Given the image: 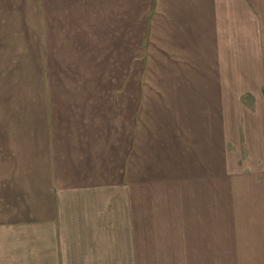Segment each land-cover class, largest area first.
<instances>
[{"label": "rangeland", "instance_id": "obj_1", "mask_svg": "<svg viewBox=\"0 0 264 264\" xmlns=\"http://www.w3.org/2000/svg\"><path fill=\"white\" fill-rule=\"evenodd\" d=\"M183 25L159 0L0 4V264H264V176L211 148Z\"/></svg>", "mask_w": 264, "mask_h": 264}, {"label": "crops", "instance_id": "obj_2", "mask_svg": "<svg viewBox=\"0 0 264 264\" xmlns=\"http://www.w3.org/2000/svg\"><path fill=\"white\" fill-rule=\"evenodd\" d=\"M159 2L160 9L165 10L174 22L184 24L181 36L190 39L191 46L194 50L197 49V53L185 52L184 49L183 58L189 55L192 62L199 60L202 63L198 68L206 70V80H198L197 86H205L207 97H213L212 102L217 105L205 123L208 128L207 136H212V139H215L214 143L219 146L213 144L214 147L211 148L216 151L217 147L224 155L227 152H232L233 155L238 153L237 158L241 162L239 167L243 165L248 173L255 177V183H261V175L264 176V78L257 77L256 74H250L248 77L243 71L259 73L264 71L260 45L264 38V0H159ZM0 4L6 5L7 0H0ZM177 32L180 33L179 30ZM30 43L33 47L32 42ZM5 45H8V42ZM257 53L260 63H254L251 57L254 55L256 60ZM7 55L13 56L12 51ZM21 61L28 63L29 59L23 56ZM217 119L220 122H217L216 127ZM33 131L32 128L23 131L31 145H34L35 139ZM41 131L46 139L38 140L36 143L38 150L41 146L45 149L49 142L47 127ZM216 133L221 140L216 139ZM36 158L39 162L38 165L35 164V168H38L39 185L32 191L35 193L33 195L40 201L46 198V201L50 199L53 202L58 196L55 192V178L48 172V167L54 165L51 162L54 159L53 151H50V154L49 150L42 153L39 151ZM18 163L15 167H19ZM234 176L243 178V171ZM229 178L231 180L232 177ZM234 178L233 182L236 180ZM5 206L9 208L11 205ZM17 243L18 246H22L20 240Z\"/></svg>", "mask_w": 264, "mask_h": 264}]
</instances>
